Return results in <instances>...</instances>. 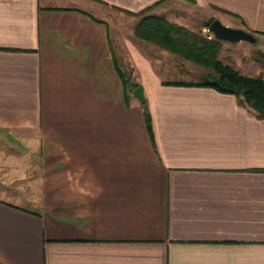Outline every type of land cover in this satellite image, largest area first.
Returning a JSON list of instances; mask_svg holds the SVG:
<instances>
[{"label": "crops", "instance_id": "crops-1", "mask_svg": "<svg viewBox=\"0 0 264 264\" xmlns=\"http://www.w3.org/2000/svg\"><path fill=\"white\" fill-rule=\"evenodd\" d=\"M190 9L251 34L264 82V0H0V138L23 149L0 191L39 208L0 199V264H264V119L164 84L137 46L171 54L133 36L143 10L194 32Z\"/></svg>", "mask_w": 264, "mask_h": 264}, {"label": "trees", "instance_id": "trees-1", "mask_svg": "<svg viewBox=\"0 0 264 264\" xmlns=\"http://www.w3.org/2000/svg\"><path fill=\"white\" fill-rule=\"evenodd\" d=\"M157 4V3H156ZM154 4V5H156ZM145 10L131 14L139 17L133 28V36L167 53L181 58L203 69L205 72L195 82H167L166 85L205 87L220 94L234 96L238 103L248 108L256 119H264V82L260 75L242 76L229 65L218 59L221 51V42L206 39L200 33L190 32L182 27L166 22L164 19L143 15ZM211 23L208 21L205 27ZM263 58V56H261ZM263 62L259 63V67ZM124 99L138 84L133 83L129 75L123 72ZM126 102V101H125ZM142 116L148 136L151 138L150 117L145 107V101L140 102Z\"/></svg>", "mask_w": 264, "mask_h": 264}, {"label": "rangeland", "instance_id": "rangeland-1", "mask_svg": "<svg viewBox=\"0 0 264 264\" xmlns=\"http://www.w3.org/2000/svg\"><path fill=\"white\" fill-rule=\"evenodd\" d=\"M189 6V5H188ZM128 16L124 15V20L128 21ZM187 20L189 21L188 25L194 29L193 33H200L201 35L205 34L202 33L199 30V26L203 23H207L206 21V13H198L195 11H191L190 14H188ZM203 22V23H202ZM124 24H126L124 22ZM223 25V24H222ZM224 26V25H223ZM227 27V26H225ZM128 37H130V33L132 30V27L128 26ZM126 32V31H125ZM207 34V33H206ZM212 38V36H211ZM137 48L142 52H145L149 58L152 60V64L154 67V70L159 75L160 79L162 81H174V82H195L199 79V76L204 73L205 71L201 69L200 67L193 65L189 62H184L181 58L173 55H167L160 53L158 49H155V47L148 46L146 49L140 45L137 46ZM256 45L255 44H248L245 42H238V43H227L222 42L221 43V51L218 54V59L225 65H229L233 67L239 74L242 76H251L253 73V70L256 68L255 66H259V63L261 62V55L258 50H255ZM121 48H116V51H120ZM123 61L122 70L124 73H128V70L130 68V64L125 60ZM255 65V66H254ZM178 72H186L189 73V75H181ZM137 104L138 102L134 100ZM23 149L18 148L16 144H12L9 142H6L2 138H0V178L3 176H7V178L14 177V181H16V178L18 179L19 173H22L21 168H15L12 169V164L18 163V156L17 153L21 152ZM24 168V167H23ZM32 167H27L24 169L26 182H28L30 179L32 180V187H34L35 184V174L34 169ZM15 172V173H14ZM15 175V176H13ZM3 183L0 181V186H2ZM7 185V184H6ZM6 188H10V192H14L12 190L15 186H5ZM16 193H22V191L15 190ZM4 191H0V199L3 201H10L11 203H15L19 207L31 211L39 213V208L36 205H31L25 202H20L17 199L14 200V198H10L8 195L3 194Z\"/></svg>", "mask_w": 264, "mask_h": 264}, {"label": "water", "instance_id": "water-1", "mask_svg": "<svg viewBox=\"0 0 264 264\" xmlns=\"http://www.w3.org/2000/svg\"><path fill=\"white\" fill-rule=\"evenodd\" d=\"M207 32L217 41L227 42V43H238L245 42L248 44H254L255 38L239 29H231L223 26L218 20H213L207 27ZM131 95L138 101L143 102L142 87L137 86L132 90Z\"/></svg>", "mask_w": 264, "mask_h": 264}, {"label": "built area", "instance_id": "built-area-1", "mask_svg": "<svg viewBox=\"0 0 264 264\" xmlns=\"http://www.w3.org/2000/svg\"><path fill=\"white\" fill-rule=\"evenodd\" d=\"M206 39H211L210 34L207 32Z\"/></svg>", "mask_w": 264, "mask_h": 264}]
</instances>
